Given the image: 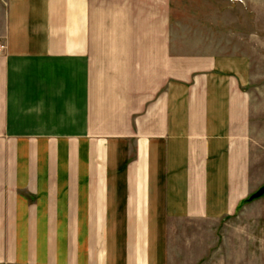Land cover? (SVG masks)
<instances>
[{"label": "crops", "instance_id": "obj_1", "mask_svg": "<svg viewBox=\"0 0 264 264\" xmlns=\"http://www.w3.org/2000/svg\"><path fill=\"white\" fill-rule=\"evenodd\" d=\"M170 1L0 0V264H184L264 186L249 57L172 54Z\"/></svg>", "mask_w": 264, "mask_h": 264}, {"label": "rangeland", "instance_id": "obj_2", "mask_svg": "<svg viewBox=\"0 0 264 264\" xmlns=\"http://www.w3.org/2000/svg\"><path fill=\"white\" fill-rule=\"evenodd\" d=\"M170 2L172 25L162 31L171 35L172 54L228 52L249 57L248 93L257 129L252 178L264 183V0ZM177 230L170 240L179 242L181 249L173 252L185 253L184 264H264V196L244 203L232 217L187 220Z\"/></svg>", "mask_w": 264, "mask_h": 264}, {"label": "water", "instance_id": "obj_3", "mask_svg": "<svg viewBox=\"0 0 264 264\" xmlns=\"http://www.w3.org/2000/svg\"><path fill=\"white\" fill-rule=\"evenodd\" d=\"M264 196V186H262L256 193L251 195L246 202L257 200Z\"/></svg>", "mask_w": 264, "mask_h": 264}, {"label": "built area", "instance_id": "obj_4", "mask_svg": "<svg viewBox=\"0 0 264 264\" xmlns=\"http://www.w3.org/2000/svg\"><path fill=\"white\" fill-rule=\"evenodd\" d=\"M3 48L0 46V53L2 52Z\"/></svg>", "mask_w": 264, "mask_h": 264}]
</instances>
